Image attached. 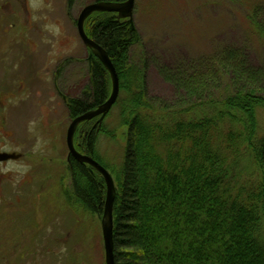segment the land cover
I'll return each instance as SVG.
<instances>
[{
	"label": "trees",
	"instance_id": "trees-1",
	"mask_svg": "<svg viewBox=\"0 0 264 264\" xmlns=\"http://www.w3.org/2000/svg\"><path fill=\"white\" fill-rule=\"evenodd\" d=\"M249 20L264 41V9L256 8ZM84 31L118 75L113 107L118 124L127 127L123 158L112 168L96 147L101 134L115 137L104 120L95 128L96 120L84 122L74 135L79 153L111 169L114 263L264 264V66L228 46L202 64L182 65L186 81L166 69V80L181 90L169 102L149 96L146 65L131 59L141 38L127 20L93 13ZM88 75L81 94L68 100L70 119L109 97V75L95 57ZM67 169L65 202L100 218L102 177L72 157Z\"/></svg>",
	"mask_w": 264,
	"mask_h": 264
},
{
	"label": "rangeland",
	"instance_id": "rangeland-1",
	"mask_svg": "<svg viewBox=\"0 0 264 264\" xmlns=\"http://www.w3.org/2000/svg\"><path fill=\"white\" fill-rule=\"evenodd\" d=\"M90 1L77 0L68 18L66 0H52L49 12L35 0L25 5L0 0V114L5 116L0 151L27 155L0 164V264H104L101 217L65 202L71 186L66 131L72 119L65 106L56 105L53 83L57 66L69 60L59 89L74 98L88 85V49L73 20ZM258 7L264 9L262 0H135L133 28L141 42L131 59L146 65L149 96L173 101L181 90L162 71L186 81L182 65L202 64L228 46L244 49L253 66H264V41L249 23ZM117 113L112 107L103 119L115 137L101 134L96 146L110 168L121 162L126 145L127 127L118 124ZM54 140L62 162L60 154L51 161ZM52 168L57 177L50 176Z\"/></svg>",
	"mask_w": 264,
	"mask_h": 264
},
{
	"label": "water",
	"instance_id": "water-1",
	"mask_svg": "<svg viewBox=\"0 0 264 264\" xmlns=\"http://www.w3.org/2000/svg\"><path fill=\"white\" fill-rule=\"evenodd\" d=\"M135 0H123L119 2H96L85 6L79 13L76 20V28L80 40L89 50L87 56L88 65H90L93 57L97 58L107 71L110 82L111 91L107 100L97 108L90 110L82 115L73 118L66 131V146L68 156L72 157L79 164L87 165L88 170L93 173L96 171L105 183L106 193L105 202L101 216V235L103 240L104 264L114 263V245H113V201L115 197L114 181L110 173L99 162L91 156L79 153L74 147V135L80 124L88 122L98 117L93 127L100 124L107 113L111 110L119 95V79L118 75L106 53V51L90 39L84 31V22L93 13H111L116 20L127 19L130 29L133 30V8ZM20 156L14 153H0V162L8 160H17Z\"/></svg>",
	"mask_w": 264,
	"mask_h": 264
},
{
	"label": "flooded vegetation",
	"instance_id": "flooded-vegetation-1",
	"mask_svg": "<svg viewBox=\"0 0 264 264\" xmlns=\"http://www.w3.org/2000/svg\"><path fill=\"white\" fill-rule=\"evenodd\" d=\"M10 1H14V0H10ZM22 1V3H23V5H25V3H26V0H21ZM36 2H39V3H41L40 5H39V7L40 8H38V9H43V10H47V8L49 7L50 9L48 10V11H46V12H49V11H51V10H54V6L52 5V0H41V2H40V0H35ZM77 0H66V2H65V4H64V6H65V8H66V15H67V17L69 18V16H70V11H71V9H72V6L75 4V2H76ZM119 1H123V0H91L90 1V3L89 4H92V3H96V2H119ZM5 5L8 3V2H3ZM89 4H86L85 6H87V5H89ZM84 8V7H83ZM48 15V14H47ZM54 21H56V20H54ZM74 22V24L76 25V19H74L73 20ZM87 54H89V50H88V53ZM88 56V55H87ZM94 58V57H93ZM92 58V59H93ZM92 59H91V62H92ZM85 60H86V63H87V67L89 68V70H90V68H91V62H90V65H88V62H87V58H85ZM64 61H62L58 66H57V68H56V70H55V72H54V77H53V83H54V90H55V95H56V97H58L59 98V100H60V102H58L56 105L57 106H65L67 109V112H68V107H67V103H68V100H69V98H71V97H69L67 94H65V93H63L60 89H59V87H58V84H57V80H59L60 79V77L62 76V74H63V71H64V69L66 68L65 67V65H64V63H63ZM61 65V71H59V66ZM10 97H14V95H12V96H10ZM55 113V112H54ZM67 117L69 118V113L67 114ZM92 120H96L97 121V117L96 118H94V119H92ZM0 121L1 122H5V116H4V113H2V114H0ZM96 121L94 122V124L96 123ZM94 124L91 126V128H94L93 126H94ZM96 127V126H95ZM55 140H54V145H55ZM58 148H57V145H55V146H52V148H51V154L53 155V157H52V159H51V161L52 162H54L55 160H57V158H56V156L58 155V154H60V153H58V150H57ZM1 152H5V151H0V153ZM5 153H14V154H17V155H19L20 157L17 159V160H8V161H3V162H0V164H5L6 162H9V161H23V160H26L27 159V155L26 154H22V153H19V152H14V151H11V152H5ZM60 156H61V162H62V153L60 154ZM68 161H69V156H68V154L66 155V157H65V164L67 165L68 164ZM53 167H58V165H55V166H53ZM56 169L57 168H52V171L50 172V176L51 177H55L56 176V174L54 173V171H56ZM62 176V175H61ZM57 177V176H56Z\"/></svg>",
	"mask_w": 264,
	"mask_h": 264
}]
</instances>
